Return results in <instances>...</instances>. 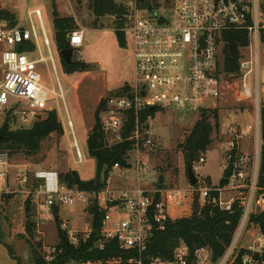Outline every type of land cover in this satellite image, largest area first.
Returning a JSON list of instances; mask_svg holds the SVG:
<instances>
[{
	"label": "built area",
	"instance_id": "built-area-1",
	"mask_svg": "<svg viewBox=\"0 0 264 264\" xmlns=\"http://www.w3.org/2000/svg\"><path fill=\"white\" fill-rule=\"evenodd\" d=\"M166 7L164 10L171 11L172 17L163 16L158 9H137L129 16L125 31L134 63V83L130 90L108 99L102 119L105 132L122 139L125 122L133 113L135 124L129 139L134 141L133 150L138 154L140 146L148 150L156 147L151 117L142 122V115L148 108L190 112L215 108L226 90L232 88L231 81L237 79V73L224 71L225 36L230 33L248 35L249 44L236 48H246L251 52L250 59L242 60L239 65L243 77L239 99H253L259 105L260 115L261 82L257 78L251 85L248 77L258 71L253 64L258 65L259 49L264 44V0H169ZM69 37L74 51L83 47L84 31L75 30ZM43 46L48 57L44 56ZM20 48L24 49L21 51ZM48 61L55 69L42 9L29 10L15 22L0 20V125L9 113L23 120L30 118L35 121L41 112L48 109L56 95L64 98L61 84L58 94L56 89H49L43 83L39 65ZM248 127L260 139V118ZM229 132L232 136L223 150L224 172L231 170L226 187L233 191L246 188L248 197L234 239L216 263H213L207 248L198 249L194 261H191L185 245L176 250L172 261L145 256L154 229L163 228L167 220L174 219L171 209L181 208L187 214L192 207L187 191L163 183L159 185L150 166L140 159L135 163L137 187L113 188L108 184L90 191L63 184L59 172L54 169L26 168L20 170L14 180L10 169L11 155L8 150L0 149V200L15 190H24L33 179L40 181V186L29 189V192L35 194L41 204L52 211L54 207L80 206L83 214H87L88 221L82 230L72 228L69 220L61 219L62 230L68 233L69 243L75 246L91 237L93 226L89 207L96 204L103 214L97 246L104 249L105 241L116 240L124 254L105 261L81 259L66 264H234L241 250L237 245L251 212L255 207L264 210V187L258 186L260 157H256L253 164L250 155L242 148V141L249 139V134L240 133L233 124L229 126ZM74 148L76 163H83L84 153L76 137ZM200 162L205 163L206 159L201 157ZM121 168L116 162L112 170ZM148 168L150 171L146 174ZM210 191L209 188L192 189V193L197 192L200 206L207 203ZM234 200L235 196L228 201L220 197V205L231 209ZM255 242L258 248L250 246L241 256V264H264L259 257L264 253V235L260 231ZM62 252L63 249L56 244L45 259L52 262Z\"/></svg>",
	"mask_w": 264,
	"mask_h": 264
},
{
	"label": "rangeland",
	"instance_id": "rangeland-1",
	"mask_svg": "<svg viewBox=\"0 0 264 264\" xmlns=\"http://www.w3.org/2000/svg\"><path fill=\"white\" fill-rule=\"evenodd\" d=\"M125 2L132 13L135 10L142 11L137 0H118ZM154 9L161 10L163 16L172 17L171 11L164 10L169 0H148ZM91 0H0L1 7L15 15V19L29 10L40 8L45 16V25L51 42L56 69L51 61L39 65V71L43 77V83L49 89H56L59 94L61 84L64 98L55 96L46 111L41 112L37 118H46L48 111L56 110L59 120L62 122L63 131L54 132L41 144L38 153L27 155L23 152L11 156L12 178L16 180L18 172L23 169L35 167L57 170L59 173L77 170L83 180L92 179L96 172V163L88 155L87 138L89 132L96 123V112L101 100L109 94L131 88L134 78V63L126 35L125 45L118 42L113 16H104L97 19L90 8ZM167 8V7H166ZM61 17L73 18L75 30L84 31V45L74 51L73 63L86 62L93 66L92 70H77L69 72L68 64L63 58L56 44V29L54 27V11ZM145 10V9H144ZM131 13V14H132ZM176 17V12L174 13ZM130 18L125 24L129 23ZM126 34V31H125ZM69 38V35H68ZM44 56L49 54L43 46ZM239 65L242 60L250 59L251 52L246 48L237 49ZM259 62L253 64L258 71L248 77L249 83L254 84L257 78L261 82V101L264 100V44L259 49ZM227 73V72H226ZM237 73V79L232 80V88L227 89L218 105L210 108V121L213 125L212 144L209 149L201 154L206 162L195 160L194 172L199 183L193 188L214 187L219 185L224 174L225 162L224 146L231 138L229 126H237L240 133H248L249 140L245 143L247 153L253 164L256 157H260L261 146L256 133L249 129V125L256 124L258 107L253 99L240 100L239 90L243 83L240 68L232 72ZM24 105V102L22 103ZM218 110V118L213 114ZM104 112L101 117L103 119ZM201 111L190 112L175 109H163L151 117V129L154 133L156 147L148 150L140 146V153L132 150L128 153L131 167L111 170L108 184L113 187H125L137 185L136 161L141 160L149 165L158 181L163 179L165 186L191 188L186 155L180 148V144L189 135L195 123L200 119ZM19 118V119H18ZM19 126L29 127L33 120H25L18 117ZM71 121V123H70ZM249 123V124H248ZM247 124V125H246ZM12 129L18 128L12 124ZM74 129V130H73ZM250 130V131H249ZM109 144L121 140L115 134H107ZM75 137L84 153V162L76 163V150L74 148ZM134 148V147H133ZM148 168L145 173L150 171ZM136 187V186H135ZM134 187V188H135ZM15 187L13 186V189ZM16 189V188H15ZM12 192L0 200V264H36L37 249L39 256H48L50 248L59 242V228L62 220L55 219L51 208L41 204L35 194H31L29 188ZM197 192L194 193V197ZM225 201L236 196L237 191L224 190ZM193 197V199H194ZM32 214L36 221V229L33 236L26 231L27 212ZM81 216V219H80ZM61 219H70L80 224L69 225L74 229L82 230L88 221L87 214H83L78 206L63 207L60 211ZM259 230L252 226L246 229L238 243V249H249L250 246L258 248L255 238ZM263 254V253H262Z\"/></svg>",
	"mask_w": 264,
	"mask_h": 264
},
{
	"label": "trees",
	"instance_id": "trees-1",
	"mask_svg": "<svg viewBox=\"0 0 264 264\" xmlns=\"http://www.w3.org/2000/svg\"><path fill=\"white\" fill-rule=\"evenodd\" d=\"M140 8H154L148 0H137ZM90 8L95 13L97 19L104 16H113L116 27V35L118 42L125 45L126 34L123 30L128 21L131 11L129 6L118 0H91ZM54 27L56 29V44L59 50H64L71 47L68 40V35L74 31L76 27L73 18L61 17L59 13L54 11ZM8 19L15 22V15L9 13L6 9L0 7V20ZM264 39V34H263ZM225 58L224 71L227 73L238 70L239 54L235 52L231 56L229 45L244 47L249 44V38L246 33H230L225 36ZM20 48L19 50H23ZM66 68L69 72L77 70L88 71L92 70L93 66L86 62L67 64ZM130 90V88H122V90L113 92L101 100L96 112V123L88 134L87 150L88 155L95 160L96 172L95 176L89 180L80 178L77 170H69L61 172L60 180L63 184L70 187L76 186L86 190H99L108 185L110 173L113 165L118 162L124 168L131 167L129 163L128 153L133 150L134 141L129 139L130 131L134 127L135 116L133 113L126 120L122 130V139L116 143L109 144L107 133L102 124V113L107 109L108 99L112 96H117ZM160 109L148 108L142 115V122L154 117ZM213 114L218 118V110H214ZM210 110H201V117L191 129L189 135L180 144V148L186 155V163L188 167L194 170L195 160L201 158V154L206 152L212 144L213 125L210 121ZM18 116L7 114L1 120L0 125V149L8 150L10 155L23 152L27 155L38 153L42 142L54 132H62V122L58 118L56 110L48 111L46 118H39L32 122L31 126H19L17 123ZM261 119V151H260V166L258 176V186L264 187V100L260 109ZM12 124L18 126L12 129ZM42 167H35L39 169ZM49 169V168H46ZM231 170H226L220 180L219 188H224L229 184ZM159 185H162L163 179L160 178ZM40 186V181L31 180L27 188L34 190ZM235 200L232 203L231 209L222 208L220 205V191L213 189L209 193V198L206 204L200 206L198 196L193 203L192 214L180 218L169 219L165 222L164 227H156L153 236L150 238L145 256L160 257L163 260L172 261L175 258L176 250L185 245L189 252V259L194 261L195 252L198 249L207 248L212 254L213 263L218 262L231 245L236 231L241 223L245 204L248 197V189H240L237 191ZM58 207H54L53 211L58 216ZM92 216L93 232L88 240L81 241L78 246L69 243L68 233L58 226L59 242L57 246L63 249L56 260L48 262L42 255L39 256L37 249H34L37 256L36 264H66L71 260H107L115 255L124 254L116 240L105 241V248L100 249L97 246L100 240L102 212L99 211L96 204L89 207ZM59 222V220H58ZM248 228L255 226L260 233L264 235V210H259L255 207L251 212L248 221ZM36 229V221L32 219V214L27 212L26 231L29 236L34 235ZM247 252L246 249H241L234 264H241V256ZM264 260V253L259 255ZM148 262V260H146Z\"/></svg>",
	"mask_w": 264,
	"mask_h": 264
},
{
	"label": "crops",
	"instance_id": "crops-1",
	"mask_svg": "<svg viewBox=\"0 0 264 264\" xmlns=\"http://www.w3.org/2000/svg\"><path fill=\"white\" fill-rule=\"evenodd\" d=\"M260 92H261V89H260ZM259 92V95L261 96V93ZM258 112V111H257ZM258 117L260 118V115H259V113H257L256 114V117H255V120L254 121H256V119H258ZM260 122H261V119H260ZM249 124V123H248ZM247 125V124H246ZM248 141H250L249 139H244V141H242L243 143H242V148H243V150L244 151H247V148H246V145H245V143L246 142H248ZM259 143H260V146H261V143H262V141H261V136H260V139H259ZM261 151V150H260ZM199 180V179H198ZM136 182H137V185H135L136 187L138 186V181L136 180ZM198 183H199V181H198ZM163 184H164V182H163ZM191 184V183H190ZM220 184V183H219ZM135 186H129V184H127L125 187H117V188H134ZM219 185H217V186H214V187H208L209 189H211V190H213V189H219V191H220V195H221V199L222 200H224L225 201V198H224V193H223V191L224 190H230L229 188H227V187H224V188H219L218 187ZM194 186H192L191 188H186L185 186H184V188H181L180 187V189L181 190H185V191H187V195H188V200H189V203H190V206L192 207V209L190 210V211H188L187 212V214H184L183 212H182V209L181 208H172L171 209V212H172V217L175 219V218H180V217H183V216H189V215H191L192 213V210H193V203H194V200H195V198H196V195H195V197H194V193H192V189H195V188H193ZM177 188H179V187H177ZM205 188H207V187H205ZM193 197H194V199H193ZM233 197H231L230 199H232ZM230 199H228V200H230ZM228 200H226V201H228ZM78 207H80V206H78ZM61 209L62 208H59V210H58V216H56L55 215V219L58 221V220H61V217H60V211H61ZM54 212V211H53ZM55 214V213H54ZM80 219H81V216H80ZM65 220V219H64ZM66 220H69V222L74 226V225H77V224H80V220H79V222L78 223H74V222H72L70 219H66Z\"/></svg>",
	"mask_w": 264,
	"mask_h": 264
},
{
	"label": "water",
	"instance_id": "water-1",
	"mask_svg": "<svg viewBox=\"0 0 264 264\" xmlns=\"http://www.w3.org/2000/svg\"><path fill=\"white\" fill-rule=\"evenodd\" d=\"M0 7H1V4H0ZM68 40L70 41V37L68 38ZM236 48H237L236 45H230L229 46V52H230L231 56H234ZM61 54L68 64L73 62L72 58H73V54H74V49L72 47L62 50ZM188 174H189V179H190L191 185L194 186V185L198 184L199 180H198V178H197L192 167H189Z\"/></svg>",
	"mask_w": 264,
	"mask_h": 264
},
{
	"label": "bare ground",
	"instance_id": "bare-ground-1",
	"mask_svg": "<svg viewBox=\"0 0 264 264\" xmlns=\"http://www.w3.org/2000/svg\"><path fill=\"white\" fill-rule=\"evenodd\" d=\"M44 60H45V61H47L48 59H47V58H45ZM53 61H54V57H53ZM54 63H55V61H54ZM55 69H56V66H55Z\"/></svg>",
	"mask_w": 264,
	"mask_h": 264
}]
</instances>
